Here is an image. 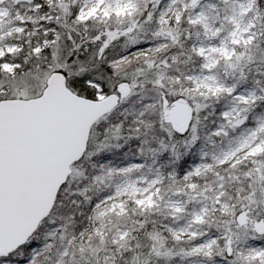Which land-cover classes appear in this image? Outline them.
I'll return each mask as SVG.
<instances>
[{
  "label": "snow or ice",
  "instance_id": "snow-or-ice-1",
  "mask_svg": "<svg viewBox=\"0 0 264 264\" xmlns=\"http://www.w3.org/2000/svg\"><path fill=\"white\" fill-rule=\"evenodd\" d=\"M0 264H264V0H0Z\"/></svg>",
  "mask_w": 264,
  "mask_h": 264
}]
</instances>
